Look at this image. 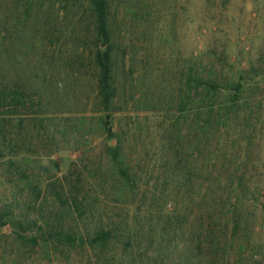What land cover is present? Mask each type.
<instances>
[{
    "label": "trees",
    "instance_id": "16d2710c",
    "mask_svg": "<svg viewBox=\"0 0 264 264\" xmlns=\"http://www.w3.org/2000/svg\"><path fill=\"white\" fill-rule=\"evenodd\" d=\"M121 2L0 0V264H264V42L150 58L169 0Z\"/></svg>",
    "mask_w": 264,
    "mask_h": 264
},
{
    "label": "rangeland",
    "instance_id": "374dc122",
    "mask_svg": "<svg viewBox=\"0 0 264 264\" xmlns=\"http://www.w3.org/2000/svg\"><path fill=\"white\" fill-rule=\"evenodd\" d=\"M167 5L161 26L170 33L168 47L158 46L156 36L150 58H184L196 47L211 41V30L214 29L217 36H221L218 43L228 41L230 58L237 64L254 60L264 42V0H231L225 12L227 17L220 26L206 18L204 0H191V3L190 0H169ZM157 33L161 36L160 30ZM260 96L264 101V79ZM257 138L259 145L255 146V152L260 164L253 170L252 188H259V191L253 196V223L258 234L264 237V116ZM75 156L73 152H63V167H67Z\"/></svg>",
    "mask_w": 264,
    "mask_h": 264
}]
</instances>
